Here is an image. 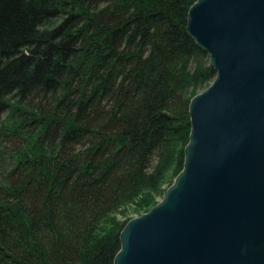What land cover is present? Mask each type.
I'll return each instance as SVG.
<instances>
[{
    "label": "trees",
    "instance_id": "obj_1",
    "mask_svg": "<svg viewBox=\"0 0 264 264\" xmlns=\"http://www.w3.org/2000/svg\"><path fill=\"white\" fill-rule=\"evenodd\" d=\"M195 1L0 0V264H113L165 196L216 77Z\"/></svg>",
    "mask_w": 264,
    "mask_h": 264
},
{
    "label": "water",
    "instance_id": "obj_2",
    "mask_svg": "<svg viewBox=\"0 0 264 264\" xmlns=\"http://www.w3.org/2000/svg\"><path fill=\"white\" fill-rule=\"evenodd\" d=\"M186 29L216 77L191 99L182 170L113 264H264V0H196Z\"/></svg>",
    "mask_w": 264,
    "mask_h": 264
},
{
    "label": "rangeland",
    "instance_id": "obj_3",
    "mask_svg": "<svg viewBox=\"0 0 264 264\" xmlns=\"http://www.w3.org/2000/svg\"><path fill=\"white\" fill-rule=\"evenodd\" d=\"M204 90H205V89H204ZM204 90H201L200 92H202V91H204ZM200 92H199V93H200ZM5 116H6V114H5ZM122 230H123V229H122Z\"/></svg>",
    "mask_w": 264,
    "mask_h": 264
}]
</instances>
